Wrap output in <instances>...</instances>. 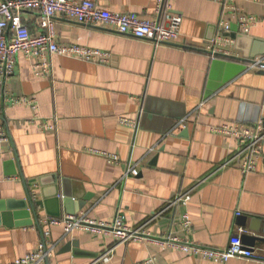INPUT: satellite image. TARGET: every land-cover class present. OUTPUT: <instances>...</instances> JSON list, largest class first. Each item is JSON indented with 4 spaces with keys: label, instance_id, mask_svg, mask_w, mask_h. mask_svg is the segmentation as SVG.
Returning a JSON list of instances; mask_svg holds the SVG:
<instances>
[{
    "label": "crops",
    "instance_id": "1",
    "mask_svg": "<svg viewBox=\"0 0 264 264\" xmlns=\"http://www.w3.org/2000/svg\"><path fill=\"white\" fill-rule=\"evenodd\" d=\"M77 1L153 19L159 0ZM169 2L183 18L172 44L156 46L110 27L58 18L59 45L101 50L108 63L49 55L53 76L40 77L33 59L18 57L14 74L0 85V128L8 139L0 141V264L27 256L43 240L24 207L28 190L33 201L45 204L37 208L43 233L45 220L67 217L66 189L73 194V208L89 197L76 216L110 223L121 215L130 228L146 224V236L170 235L214 249L247 234L256 239L246 246L262 255L264 151L256 168L243 173V158L229 162L237 141L213 129L264 118V70L247 67L255 60L264 63V0H235L242 13L259 22L240 40L230 36V57L217 58L206 50L208 42L229 35L223 18L232 23L231 34H240L233 15L224 16L222 5L211 0ZM23 20L32 34L44 33L39 14H24ZM10 97L36 99L40 118L54 128L43 131L36 112L23 103L12 105ZM104 153L118 156L120 163H110ZM130 169L138 175L127 174ZM187 191L192 193L188 206L158 215ZM184 214L192 223L188 231L181 225ZM51 240L57 249L49 264H105L101 258L109 250L107 264H221L146 240L119 244L81 230L66 236L63 226L52 227ZM72 242L77 246L61 253ZM226 264L264 261L233 258Z\"/></svg>",
    "mask_w": 264,
    "mask_h": 264
},
{
    "label": "built area",
    "instance_id": "2",
    "mask_svg": "<svg viewBox=\"0 0 264 264\" xmlns=\"http://www.w3.org/2000/svg\"><path fill=\"white\" fill-rule=\"evenodd\" d=\"M220 3L223 15L232 14L237 21L239 33L248 35L259 20L253 15L242 13L236 6L235 0H211ZM27 13H37L41 20L40 28L44 33L34 35L24 23L23 16ZM58 18L75 22L85 26L110 27L121 35H129L141 40L154 42L156 46L172 44L180 37V28L183 18L174 14L169 0H159L155 17L153 19L142 18L137 14L111 12L100 8L95 2L77 0H5L0 5V85H4L7 78L11 77L17 65L20 55L34 60L33 69L37 76L52 77L53 64L49 55H62L76 57L81 60L106 64L108 54L101 50L91 49L79 45H59L56 40L55 22ZM221 25L227 34H231L232 23L221 19ZM234 41L230 35H220L209 40L207 51L213 58L230 57L226 50L228 45ZM249 69L264 70L262 60H255L247 64ZM7 101L12 105L26 104L35 113V121H42L40 127L43 131L54 128L49 121H43L39 115V107L34 98L10 97ZM121 122L127 126L137 127V123L122 118ZM215 132L234 138L238 143L236 153L229 162L242 159L243 173L250 172L256 168V161L264 151V118H260L251 124L235 123L224 125L213 129ZM0 141L7 142L6 134L0 128ZM99 153V152H96ZM110 163L119 164V158L115 155L103 154ZM128 173L138 175L135 169ZM192 200L191 191L180 193L174 200L169 202L165 209L159 213L163 214L171 208L188 206ZM157 215V216H158ZM240 215V214H238ZM156 217V216H155ZM154 217V218H155ZM153 218V219H154ZM191 219L188 214L181 217V225L185 231L191 227ZM44 240L36 249L23 258L15 260L12 264H46L56 253L57 244L51 240L52 227L63 226L65 235H70L75 230L86 231L91 234L113 237L119 244H125L132 240H146L165 248L179 250L186 254L200 256L205 260L215 263L226 264L233 258H244L264 261V249L262 255H258L253 248L243 244L240 236L232 237L224 249H214L199 244L185 242L170 235L162 238L146 236L144 228H130L126 225L123 216L119 215L112 222H102L89 219L87 216H67L65 218L47 219L43 222ZM149 235V234H148ZM112 251H107L101 258L105 264L111 261ZM148 260L142 264H151Z\"/></svg>",
    "mask_w": 264,
    "mask_h": 264
},
{
    "label": "water",
    "instance_id": "3",
    "mask_svg": "<svg viewBox=\"0 0 264 264\" xmlns=\"http://www.w3.org/2000/svg\"><path fill=\"white\" fill-rule=\"evenodd\" d=\"M232 38L236 39V40H240L241 37H244L241 34H229ZM242 69L246 68V65L241 66ZM187 133V132H186ZM186 133H184L186 135ZM58 198H59V193L57 194ZM60 200V199H59ZM63 206L65 208V211L67 213V216H76L78 212H80L82 209L85 208L87 202L89 201V197H84L83 199H81L78 202L77 208H73V203H74V199H73V194L69 193L66 189L63 190ZM45 204L43 201H39V202H35L32 199V196L29 192V190L27 191V200L26 202H24V207L27 209V211L33 216L34 221L36 226L40 229L41 233H42V238L44 240V233L40 224V220H39V216H38V212H37V208L38 207H44ZM61 216H57L56 218H60ZM245 221L246 219L241 217L239 218V223L242 227H245ZM256 238L251 237L247 234H244L241 236V240L243 242V244L248 245V246H252L254 244ZM77 246V243L72 242V243H68L64 248L62 252L65 251H70L72 249V247ZM50 263V259H46V264Z\"/></svg>",
    "mask_w": 264,
    "mask_h": 264
}]
</instances>
